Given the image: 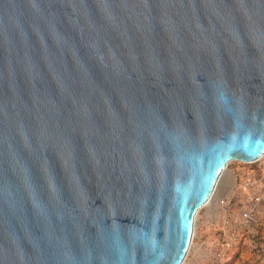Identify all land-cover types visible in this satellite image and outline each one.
Masks as SVG:
<instances>
[{
    "label": "water",
    "instance_id": "obj_1",
    "mask_svg": "<svg viewBox=\"0 0 264 264\" xmlns=\"http://www.w3.org/2000/svg\"><path fill=\"white\" fill-rule=\"evenodd\" d=\"M263 156L264 0H0V264H182Z\"/></svg>",
    "mask_w": 264,
    "mask_h": 264
},
{
    "label": "rangeland",
    "instance_id": "obj_2",
    "mask_svg": "<svg viewBox=\"0 0 264 264\" xmlns=\"http://www.w3.org/2000/svg\"><path fill=\"white\" fill-rule=\"evenodd\" d=\"M263 192L254 165L230 162L209 203L196 215L194 236L182 264H264V199L249 222L242 220L251 200Z\"/></svg>",
    "mask_w": 264,
    "mask_h": 264
},
{
    "label": "built area",
    "instance_id": "obj_3",
    "mask_svg": "<svg viewBox=\"0 0 264 264\" xmlns=\"http://www.w3.org/2000/svg\"><path fill=\"white\" fill-rule=\"evenodd\" d=\"M252 165H254L257 169V171L260 173L262 181L264 183V156L262 158H260L259 160H257L255 163H253ZM237 192V191H236ZM234 193L235 195H237V193ZM233 197L229 198V201L224 202L225 205L229 204L231 201V198H234V195H232ZM264 199V192L261 196L256 197L255 199L251 200V203L249 204V207L247 208V210L242 214V220L247 223L249 222V220H251L253 213L255 212L258 204L261 202V200Z\"/></svg>",
    "mask_w": 264,
    "mask_h": 264
},
{
    "label": "bare ground",
    "instance_id": "obj_4",
    "mask_svg": "<svg viewBox=\"0 0 264 264\" xmlns=\"http://www.w3.org/2000/svg\"><path fill=\"white\" fill-rule=\"evenodd\" d=\"M223 175V174H222Z\"/></svg>",
    "mask_w": 264,
    "mask_h": 264
}]
</instances>
